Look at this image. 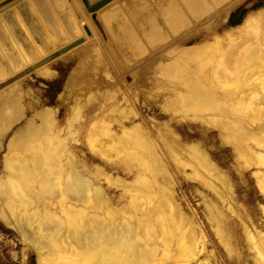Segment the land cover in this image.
I'll return each mask as SVG.
<instances>
[{"label":"rangeland","instance_id":"obj_1","mask_svg":"<svg viewBox=\"0 0 264 264\" xmlns=\"http://www.w3.org/2000/svg\"><path fill=\"white\" fill-rule=\"evenodd\" d=\"M12 1L0 7V17L3 16L2 18L9 25V20L13 16L14 9L18 10L22 21L28 26L32 37L29 36L30 39H25L26 34L21 26V22L13 25V35L18 40L22 41L24 39L22 46L24 52L27 54V58L25 53L24 56L27 60L30 57L29 60H32V62L23 65L22 60L24 59H20L23 54H20L19 49H16L17 46H12L15 44L13 41L9 42L5 34L0 33V42L5 56V58L1 59L3 61L1 63L2 66L0 65V102L3 103L6 99L10 100V106L6 108L8 111L5 110L6 113L10 112L11 107H15V109L19 108L22 113L20 117L14 115L13 122L8 124L6 129L0 125V186L7 187L9 181H15L11 176L17 174V172L14 174L10 172V169H12L11 165L14 163L13 160L16 166L20 157H24L25 159L27 157L25 150H20L19 148L22 147L20 144L23 141V143L27 141L24 134H26V129L29 126L41 125L44 119L51 117V120L54 122L53 127L55 126L59 130L65 127L70 114L74 115L73 111L80 105V97L82 96L76 84L79 82L80 86L86 82V78L90 75L88 69L90 64L87 66V59L93 50H98L103 60L108 64V72H110L111 77L116 79L114 80L116 81V87L112 84V89L115 91L122 90V94L119 91L120 94L117 101L114 100L115 102H121L120 108L117 106L116 112L113 111L115 106L113 107L112 105L108 108L109 110L111 109L109 120L112 124L110 128L118 136L122 135L123 130H127L130 133L134 129L139 130L138 133L148 141V146L152 147L149 148L150 151H148V148L141 150L142 154L147 151V157L145 153V156L140 153L138 144L134 148H132L133 145L128 147L127 144L126 148V145L123 143L122 147H120L122 154L119 153V156L107 154L105 158H102L101 154L90 149L89 143L91 137L90 135L88 136L87 130L86 132L81 131L78 133L74 144H72L73 149L70 150L72 152H70L71 155L73 154L71 157H73V162L78 164L77 168H80L79 170L82 171L83 168L87 169L88 172H82L86 176H88L87 173L90 175L89 177L97 173L95 184L92 186L90 194L93 192V189L96 190L99 187L97 191L101 190L100 192L104 198L101 201L102 203L97 205V208H94L92 203L89 202L88 204L84 202L83 205L76 203L77 205H74L76 208L72 214H77L82 219L78 220L77 218L76 220L82 222L91 216L90 220L94 227L100 226L102 220L105 228L110 227V230H107L101 224L105 232L107 231L105 234L108 235L110 233L109 237H102L104 233L96 234L98 238L94 246L98 248L94 247V252L97 255L100 251L99 255L92 254L95 256L93 259L89 254L90 261H88V257V259L85 257L87 261L85 260L84 263L81 261L80 264H86L87 262V264H120V262L122 264H264V189H260V187L264 188V87H262L264 86V66H262L264 65V55H258L256 58H249L248 60L245 56L246 54L248 56L249 51L244 50L242 51V53H245L243 58L239 57L240 60L237 59L235 62L221 63L219 65L221 70L218 65L216 66L215 62L213 66L211 65L213 69L210 67V70H208L210 65L205 64L206 62L203 64V61H201L202 64L200 63L202 67L206 65L203 69L200 65L198 68V65H195L194 62L190 66L188 65L191 72L187 68H185L187 71L176 69L177 72L171 69L170 77L174 78V80L171 79L174 82L171 88H174L175 91H172V89L165 90L161 86L162 83L159 86L158 84L153 85L152 81L146 82L143 80V76L145 77L149 74L146 75L148 69V72H150V69L152 71L157 70V66L160 64L163 67L165 66L166 59L168 58L166 54L158 56L162 48L168 46L173 51H180L198 45L213 46V43L210 42L212 34H220L224 30L239 26L247 15L255 16L259 11L264 10V0H138L137 9L143 8L147 12L149 20L151 19L153 23L160 26L159 29L164 35H167V40L151 48V45L145 42L147 38L146 33L138 32L137 30L139 26V31L140 29L143 31L140 26L141 22L137 21L135 23L133 18L136 17L130 16L129 21L132 20L134 25L131 26L133 35H130L134 46L137 44V49L147 51L148 53L142 54L143 57L139 55L138 59L133 60V63L132 61L125 62L120 68L104 43L109 36L108 31L104 30V24H101L103 23L101 21L104 16L102 19L97 16V19H100L98 21H100L101 29L97 21L93 23L92 18L95 15L91 16L85 10L80 0H64L66 4L72 6L73 10H69L66 7L60 11L62 6L61 8H57L56 5L52 12L46 10V14L41 12L40 7L44 0H32L34 3H40L37 14L30 13L25 6V0ZM89 2H92V0ZM116 2L112 8L122 7V12L125 14V5H130L131 0H116ZM235 10L236 12L230 16ZM44 18L48 22L45 25L46 27L42 25ZM105 19L108 20V17ZM82 20L89 24L92 29L87 24L83 25L82 33L78 34L74 27L82 22ZM234 20H238V23L230 25L229 21ZM119 22L115 24L116 28L112 25L110 26L109 23L107 25L110 31L111 27H114L111 33L113 36L116 34L115 39L118 42H120L122 37H125L121 34ZM263 25L260 27L261 31L262 27H264ZM251 27L252 25L247 28V31L250 32L249 35L252 34V31L253 33L255 32V29ZM255 28L257 29V27ZM100 31L101 33L99 34ZM135 31L138 32L137 35H135ZM102 32L104 33L102 34ZM79 38L81 39L80 42L77 44L72 43L70 47L65 48L66 45L68 46L69 43ZM173 40H175L174 44L176 41L177 44L171 46ZM33 41L35 42L33 43ZM245 41L250 43L251 39L249 38ZM221 44L223 48L227 47L225 43ZM243 44L244 46L247 45V43ZM40 48H42L41 52L38 50ZM61 49L64 50L49 57ZM18 52L21 56H18ZM46 57L49 58L42 62L41 60ZM244 59H247L249 62L246 63L247 60ZM10 60L15 61L16 64L19 60L18 65L20 64L21 67L15 65L14 62L11 63ZM6 62H10L11 64ZM236 63L240 68L237 66L238 69L232 68ZM248 66L249 69L258 67L261 73H255L257 72V68L254 72H250V70L248 72L245 69L247 71L246 75L243 67H247L248 69ZM222 67L224 69L229 68L230 70H227L231 71V74L233 73L230 78H236L237 75L240 77H237L236 80L235 78L233 80H229L228 77L225 78L228 75L224 74V71L222 72L224 70ZM217 69L222 72V76L219 71H216ZM198 70H200V73H197ZM236 72L237 74H235ZM238 72L241 73L238 74ZM192 73L194 74L192 75ZM257 74H259V77H255ZM213 75L214 77L220 75L221 78H217L219 79L217 81L213 78ZM242 75L244 76L241 77ZM252 75L253 77H251ZM212 78L215 80V83H219L217 85L214 84V81L211 80ZM193 80L196 82L200 81L198 83L206 89L207 87L213 88L216 86L217 89L216 87L213 88L214 90L212 89L210 97L212 95V98L217 101H215V105L217 103L218 105L219 103L223 105L215 106L214 104H209L208 107L211 105L209 108L204 104L195 105L196 107L192 106V104L186 106V103H183L186 94H193L195 92V96L200 94L198 88H193L194 92L191 86H189L190 84L188 83ZM175 82L179 84V87L175 85ZM206 85L207 87H205ZM187 86L188 88H186ZM182 93L185 94L184 97H181ZM238 93L240 95H237ZM187 97L190 98L192 96L187 95L186 101ZM182 98L183 100H181ZM173 100H176L177 103L179 102V106H176L177 103H174L175 108L170 107ZM112 101L110 102L112 103ZM180 101H183L181 103L185 106H182ZM181 107L184 111L181 110ZM232 111H238L242 117L237 115V112L236 114L232 113ZM245 114H247V117H245ZM234 119H237V122ZM238 120H240L239 123ZM232 122L235 123L233 124ZM229 125L231 126L229 127ZM246 126H248L247 129ZM17 132L20 133L17 134ZM237 133L239 134L237 135ZM20 134L24 135V138L20 137ZM96 136L98 141L103 142V137L97 130L93 132L94 139L92 138L91 141L95 140ZM12 138V144H14L13 141L20 143H18L19 145L17 144L20 147L15 150L11 149L13 148L11 145ZM15 138L16 140H14ZM127 141H130V139H127ZM98 145L97 142L93 143L92 149H98ZM259 145L260 147H258ZM132 149H137V152H129ZM17 150L20 151L18 152L19 154ZM14 151L15 158H13ZM21 152L23 155L19 156ZM133 152L139 154H133ZM115 156L116 158H114ZM123 156H127V159ZM51 157L53 158V156ZM110 157L113 162H111ZM151 157L153 160H151ZM125 160L127 161L124 163L123 161ZM129 160H132V162ZM128 163H135V166L131 168L128 166L130 165ZM6 167H10L8 168L9 170ZM18 172L21 175V171L18 170ZM151 175H153L154 181L153 179L149 180L151 179ZM146 179H148L149 183L145 184ZM142 182H144V186ZM34 187L39 188L38 186ZM1 193L0 198L6 195L4 192L3 194ZM135 195L138 197H135ZM168 199L171 203V208H173L172 210L167 205L165 206V200ZM105 202L106 205L109 202L104 209L107 213L99 206ZM15 208L17 209V207ZM155 209L156 211H154ZM163 209L164 211H162ZM84 213L89 216L87 215V217ZM116 214L118 215L117 217L114 216ZM170 216L172 219H170ZM84 217L87 218L84 219ZM130 227H133V231ZM176 227L180 230L178 231ZM129 228L130 230H127ZM17 229L13 222L6 223L0 218V264H38L40 262V264H45L41 260V249L35 247V245L37 246V242H40L38 240L40 236L39 239L42 238L41 241L46 245L48 244L46 246L48 248L49 239L43 232H39V230H36L37 238L36 236L34 238L32 236L27 237L26 235L24 239L22 237L24 233ZM116 229L117 233H112ZM26 230L28 229L26 228ZM19 231L22 233H19ZM129 231L131 235H128ZM179 232L182 233L180 234ZM112 235L116 238L112 237ZM127 235L128 237H126ZM119 237L120 241H118ZM32 238L33 240L31 241ZM43 238L47 239V242ZM109 238L112 241H109ZM177 243L181 245H177ZM118 246L121 248V253L123 254L119 258L114 255V248ZM162 246H165L164 249ZM185 246L189 247L185 248ZM81 247L84 246H78L77 249H82V252H86ZM100 247L105 248L103 250ZM36 250L38 251L36 252ZM79 250L78 253L81 254ZM97 250L98 253L96 252ZM77 254L75 255L76 258L79 257V254ZM113 256L116 260L114 258L112 260ZM100 258L102 259L101 263H99ZM117 258L122 259L120 261Z\"/></svg>","mask_w":264,"mask_h":264},{"label":"bare ground","instance_id":"obj_2","mask_svg":"<svg viewBox=\"0 0 264 264\" xmlns=\"http://www.w3.org/2000/svg\"><path fill=\"white\" fill-rule=\"evenodd\" d=\"M10 1H12V0H2L0 2V7L6 5ZM89 1L90 0H88V2ZM92 1H94V0H92ZM25 2H26L25 3V6L30 11V13L33 12L34 14H37L39 12L38 8H39L40 3H36V2L34 3L32 0H25ZM67 3H68V1H67ZM116 3H117L116 0H111V1L107 2L105 5H103L100 8H98L97 10L91 11V12H88V13H90L91 16H94L95 15L92 18V20H93V23H94V21L95 22L97 21L98 24L100 22L98 20L102 19V17L104 16V18L101 21L103 23H101V24H104V27H105L104 30H107L108 32L107 31L106 32L109 35L108 36L109 39L107 37V39L105 40L104 43H105L106 48L108 49V51L112 55L114 61L117 63V65L120 68V66L122 64H124L125 62L132 61V63H133V60L136 59L139 55H141V57H143L142 54L144 55V53L147 52V51H143V50L140 51L141 49H137L136 48L137 47V44L134 46V43L132 41V37L130 36V35H133L132 32H131V30H132L131 29V26H134V25H133V22H132L131 18H130L131 21H129V17L130 16H133V17L135 16L136 17V18H133V20L135 21V23L137 21L139 23L141 22L140 26H141V28H142L143 31H141V29L139 31V26L137 27V30H138V32H142V33L145 32L146 33L147 38L145 39V42H146V44H150L151 45V48L156 47L157 45H159V43H162L163 41H166L167 40L166 39L167 38V35H164L163 32L160 31V29H159L160 26L158 24L156 25V23H153L151 19L149 20V18H148L149 15H147V12L142 7H141L142 9H140V10L137 9V6L139 4L138 0H131L130 5H127V4L125 5V14H126V16L122 12V9H121L122 7L112 8V7H114L113 4H116ZM56 5H57V8H61V6H62V9H60V11L63 10V8L65 9L66 7L69 10H73L72 9V6L69 5V4H66L64 2V0H44L43 4L40 5L41 12L44 13V14H46V10H49V11L52 12L55 9ZM12 15L13 16L11 17V20H9V22H10L9 25L4 20V18H2L3 16L0 17V33L5 34L6 39L9 42L10 41H13V43H15V44L12 45V46H14V47L17 46L16 49H19L20 54H23L22 57H20V59H22V58L24 59V60H22L23 61V65L25 63H28L29 64V62H32V60H29L30 57H28V60L29 61L26 59L27 58V54L24 52L23 46H22L23 45L22 43H23V40L24 39L21 41V40H18V39H16L14 37V35H13V25L17 24L18 22H21V26H22V28L24 30V33L26 34L25 39L26 38L30 39L29 36H31V33L29 32L28 26L25 25L24 22L22 21V18L20 17L19 12H18L17 9H14ZM97 16L100 17V19L99 18L97 19ZM225 16H226V14H225ZM107 17H108V20L105 19ZM118 22H119V27H120L121 34L123 36H125V37H122V39L120 40V42H118L115 39L116 34L113 36V34L111 33V31H113V29L115 27V24H118ZM46 23H48V22L44 18V21H42V25L45 26ZM108 23H109L110 26L111 25L114 26V27H111V31L107 27ZM74 24H77V23H74ZM86 24L87 23L86 22H83V20H82V22H80L78 25H76V27H74L75 30H76V33H78V34L82 33V31H83V27L82 26L83 25H86ZM263 24H264V10H261L255 16H251V15L245 16L239 26L232 27V28H229L227 30H224L220 34H216V33L212 34L210 36V42L213 43V46H209V45L208 46L207 45L206 46H200V45H198V46H193L191 48H188V49H185V50H180V51H173L168 46H166L165 48H162L161 49V52L160 53H158L159 54L158 56H160L162 54H166V56L168 57L166 59L165 66L163 67L162 64H160L159 66H157V70H153L152 71L150 69V72H148L149 69H148V71H146L147 70L146 69L145 70L147 72L146 75L148 73L149 74H148V76H145V77L143 76V80H145L146 82L147 81H152L153 85H157L158 84L159 86H160V83H162L161 86L165 90H171L172 89V91H175L174 88H171L172 87V84H174V82H172V80H171V79L174 80V78H171L170 77L171 76V69H174V72L176 71V69L179 70V71L181 69H183L182 71H187L185 68H187L190 71V69L188 67L190 66V64L192 62H194L195 65H198L197 67L199 68V65L202 67V65H201L202 62L201 61H203V64H204V62H206L205 64H209L210 65V66L207 65V66H209V69L208 70H210V67H211V65L213 66V63L214 62L216 63V66L217 65L219 66L223 62H226L227 63V62H232V61L235 62V61H237V59L240 60L239 57H242L243 58V56L245 55L244 52L242 53V51H244V50L249 51L248 52V56H247V54L245 56L246 58H248V60H249V58L250 59L251 58L254 59L258 55H261L262 56V55H264V27H262L263 28L262 31H261V28L260 27ZM250 25H252L253 29H255V32L254 33L252 31V34L253 35L252 34L249 35L250 32L247 31V28L250 27ZM87 26L89 28H91V26L89 24H87ZM99 26H100V24H99ZM254 26L257 27V29ZM123 27H125V28H123ZM99 28L102 29L101 26ZM106 32H105V34H106ZM138 32L135 31V35H137ZM100 33H101V31L99 32V34ZM103 33L104 32H102V34ZM144 37H146V36H144ZM184 37H186V36H184ZM249 38L251 39V42L250 43H248L247 41H245V40H247ZM32 40H31V42H32ZM34 42L35 41H33V43ZM174 42H175V40H173V44L171 46H174L175 44H177V41H176L175 44H174ZM221 43H225L227 45V47L223 48ZM243 43H247V45L244 46ZM36 44H37V42H36ZM2 48L3 47L1 46V42H0V50H1L0 51V54H1V57H0V65L3 62L1 59L2 58H5L4 53L2 51ZM140 48H141V45H140ZM41 49L42 48H40L38 50L40 51ZM39 51H36V52H39ZM24 53L26 55V58L24 56ZM18 54H19V52H18ZM20 54L18 56H21ZM3 60H5V59H3ZM14 60H15V58H14ZM19 60L18 61L16 60L17 61V64L15 63V61H12V60H10V62L11 63L14 62L15 65H18ZM244 60H247V59H244ZM248 60L246 61V63L249 62ZM198 61H200V62H198ZM10 62H6V63H10ZM87 62H88L87 63V66H88V64H90V67L88 68L89 71H90V75H89L88 78H86V82L85 83L81 84L80 86H79V82H77V84H76L77 87L79 88V92L82 94V96L80 97V102H79L80 105L78 106V108L74 109V111H73L74 112V115L73 114H70V118H69L68 122L66 123L65 127H63L62 129H59V130L55 126L53 127L54 122L51 120V117L48 118V119L47 118L44 119V121L42 122L41 125H32V126H29L26 129V134H24L25 135V138L27 139V141H25L26 143H23L24 141L22 140L23 141L22 144L23 145L26 144L24 147H23L22 144H20L17 141H15V142L13 141L14 144H12V140H13V138H12L11 139V145L13 146V148H11V149L12 150L13 149L15 150V149L19 148L20 146H22L19 149L20 150H25V152H26L25 154L27 156V157L26 156L25 157H26L27 160L24 157L23 158L20 157L19 162L17 160L18 164H16V166L14 164L15 161L13 160L14 163H12V165L10 164L12 166V169H10L11 170L10 172H12L13 174L17 172V174H14V175L11 176L12 179L15 180V181L14 182H10L8 180L9 183L7 184V187H5L3 185L0 186V193L2 192L1 194H3V192H4L6 194L2 198H0L1 199V203H0V205H1L0 206V218L3 221H5L6 223L13 222L14 223V226L17 227L19 230H21L24 233V236L21 235L23 238L26 235H27V237L28 236H32V237L36 236L38 230H39V232H43L45 234V236L49 239V241H48L49 242V247L47 248L46 246L48 244L46 245L43 241H41L42 238L39 239L40 236L38 237V240H40V242L38 241L37 242L38 245L37 246L35 245V247H39V249H41V254H42L41 260L45 264H76V263L77 264L78 263L80 264L81 261H82V263H84V261L90 257L89 254L92 256V258L93 257L95 258V256L92 255V254H95L96 255V253L94 252L95 251V248L97 247V246L96 247L94 246V243L97 241V238H98L96 236V234L104 233V235L102 237H106V238L110 236V233L108 234L109 236L107 234H105V233H107V231L105 232V229L110 230V227L105 228V225L103 223V220L101 221V223L99 221L100 226H95L94 227L92 221L90 220L91 216H89L88 214L87 215L90 218H87L88 216L84 213L87 216V217H84V219L87 218L84 222L78 221V220H81L82 218H79L77 214L76 215H73L72 214V212L76 208V206L74 207V205H77L76 203H80V205H83L84 202L86 204H88V202H89V203H92V205H93L94 208H97L98 207L97 205L99 203H102L101 201L104 198L103 194L100 192L101 190L100 191H97L99 187L96 188V190L93 189V192L91 191L93 194L92 193H91L92 195L90 194V190H92V186L95 184L94 182L96 180L97 173L96 174H92L91 177H89L90 175L87 173L88 176H86V174H83L82 172H85V173L88 172L87 169H84L83 168V170L81 171V170H79L80 168L79 169L77 168V165L78 164H76V163L73 162V157H71L73 154L71 155L72 152L70 150L73 149L72 148L73 147L72 144H74V140L77 137L78 133H80L81 131L82 132H86V130H87L88 136L90 135L91 139L92 138L94 139L93 132L96 131V130L99 132V134L103 137V142L102 141L101 142L98 141L96 139L97 138V136H96L95 137V140L91 141V139H90L89 147L94 152H96L98 154H101L102 155V158L103 157L105 158V156L107 154L108 155L109 154L118 155L119 153L122 154V152L120 151L122 149L120 147H122V144L123 143L126 145L125 146L126 148H127V144H128V147L133 145L132 148H134L138 144V149L140 150V153H141V150H143L145 148H148V151H150L149 148L152 147V146H148V144H147L148 141L145 140V138L142 137L138 133L139 130H136V129L133 128L134 131L131 132V133L128 132L127 130L126 131L123 130V132L121 131L122 132V135L121 136H118L116 132H113L112 131V129L110 128L112 122L109 120V117H110V114H111V112H110L111 109L109 110L108 108L110 106H112V105H113V107L115 106V108L113 110L115 112L117 111L116 109H118L117 106L120 108V106H121L120 103L121 102L119 103V102H115V101H117L118 95L121 93L122 90L120 91V89H119V90H116L115 91V90L112 89L113 87L111 85L112 84L115 85V82L116 81H114V80H116V79L114 77H111L110 72H108V69H109L108 64L103 60V57L101 56V54L99 53L98 50H93L90 53L89 58L87 59ZM237 63L234 66H232V64H231L232 68L235 67V69H236L238 67V64ZM3 65H4V63H3ZM21 65H22V63H21ZM241 65H243V63H241ZM1 66H0V68H1ZM18 66H20V64ZM18 66H17V68H19ZM262 66H264V65H262ZM204 67H202V69ZM224 67H226V66H224ZM224 67H222V68L224 69ZM260 67H261V65H260ZM214 68H215V66H214ZM232 68H231V70H232ZM238 68H240V67H238ZM243 68H244V70L246 69L248 72H249V70H250V72H254V70L257 68L256 69L257 72H255V73L260 72V70L258 69V67H254V68L249 69V66H248V69H247V67H243ZM14 69H15V67H14ZM211 69H213V67H211ZM227 69H229V68H227ZM227 69L222 70V72L224 71L223 72L224 74H227L228 75V76H225V78L228 77L229 80L230 79L233 80L235 77L230 78L233 73L231 74V71H229L230 69L229 70H227ZM200 70H198L197 73H200ZM220 70H221V67H220ZM216 71L218 72L219 70L217 69ZM245 71H243V73H245ZM247 71H246V75H247ZM190 72H189V74H191ZM212 72H214V71H212ZM222 72L219 71L220 75L222 74ZM156 73H157V75H156ZM228 73H230L231 75L228 74ZM240 73L241 72H238V74H240ZM44 74H46V73H44ZM193 74L194 73H192V75ZM235 74H237V72ZM259 74H257L255 77H259L258 76ZM48 75H49V73H48ZM168 75H169V77H168ZM199 75H201V74H199ZM217 76L214 77V75H213V78H215L218 81L221 78L222 75L220 77L219 76L217 77ZM243 76L244 75H242L241 77H243ZM160 77H162V78H160ZM237 77H240V76L237 75ZM251 77H253V75ZM213 78L211 80L214 81V84L217 85L219 82L218 83H215V80ZM217 78H219V79H217ZM236 78H235V80H236ZM244 78H246V77H244ZM241 79H243V78H241ZM253 79H255V78H253ZM196 80H197V78H196ZM198 82H200V81H198ZM198 82H196V81L193 80L192 82H189L188 84H190L189 86H191L192 90H194L195 88L196 89L198 88L200 94L199 95L197 94L198 96L197 95L195 96V93L196 92L194 90L195 93H193V94L192 93L191 94L190 93L189 94H186V96L187 95L192 96L190 98L187 97V101H186L185 100L186 96L184 97L185 94H183L184 91L181 90L183 93H182V96L181 95H179V96L184 97V102L183 101H180V103L181 102H183L184 104L186 103L185 104L186 106L189 105V104H192V106L194 105V107H196L195 105H198V104H204V105H207V107H208L209 104H211V105L214 104L215 105V101L216 100H214L212 98V95L210 97V93L212 94V89L215 88L216 86L215 87L212 86L213 88L210 87L211 88L210 89L206 85L205 86V87H207V89H206V88H203L204 86L202 87V85L199 84ZM220 82H221V80H220ZM175 85L178 86L179 84H176V82H175ZM82 86H84V87H82ZM115 87H116V85H115ZM184 87H185V85H184ZM262 87H264V86H262ZM186 88H188V86ZM216 89H217V87H216ZM187 90H189V89H187ZM119 91H120V93H119ZM177 91H179V90H177ZM181 91H180V93H181ZM190 91H191V89H190ZM197 92H198V90H197ZM241 92H242V90H241ZM262 92H261V94H263ZM223 93H225V92H223ZM247 93H249V92H247ZM237 95H240V94L238 93ZM225 97L227 98V96H225ZM237 98H239V97L237 96ZM248 98H250V97H248ZM178 99H179V97H178ZM77 100H75V101L77 102ZM111 100H113V101L115 100V101L114 102L112 101V103H111L110 102ZM181 100H183V98ZM174 103H177L176 100H173L172 101L170 107H174V105H175ZM183 103H181L182 106H185V105H183ZM178 104H179V102L177 103L176 106H179ZM181 104H180V106H181ZM219 105H223V104L219 103ZM219 105L217 103V105H215V106H219ZM9 106H10V100H7L6 99V100L3 101V103L0 102V125L2 127H4L5 129L7 128V125L8 124H11V122H13L12 120H13L14 115H17V116L20 117L21 114H22L21 111L19 110V108L15 109V107H11L10 112H9L10 115H9L8 112H7L8 113L7 114L6 111H8V110H6V108H9ZM224 106H225V103H224ZM221 107H223V106H221ZM202 109H203V107H202ZM213 109H214V107H213ZM216 109H218V108H216ZM231 109H233V108H231ZM181 110H182V107H181ZM182 111H184V110H182ZM222 111H224V110H222ZM236 112L238 113V111H236ZM236 112H233L232 111V113H236ZM237 115H240L242 117V115L239 114V113ZM245 115H246L245 117H247V114H245ZM250 116H248V117H250ZM233 117H235V116H233ZM241 117H239V119H241ZM90 120H91V123H90ZM106 120H108V121L106 122ZM230 120H232V119H230ZM234 120H235V122H237V119H234ZM239 121L240 120H238V123H239ZM235 122H232V123L234 124ZM251 122H252V120H251ZM5 125H6V127H5ZM230 126L231 125H229V127ZM235 127H237V126H235ZM247 127L248 126H246V129H247ZM3 129H2V131H3ZM242 131H244V130H242ZM18 133H20V132H17V134ZM238 134L239 133H237V135ZM24 135L22 136L20 134V137L22 136L24 138ZM16 138H18V137H16ZM16 138L14 140H16ZM19 139L21 140V138H19ZM86 139H87V135H86ZM127 139H130V141H127ZM243 139H244V137H243ZM95 142H97L99 144L98 145L99 148L97 147L98 149H96V148L92 149L93 148L92 145ZM165 142H167V141H165ZM18 143L20 144V146H18L19 145ZM257 143L259 144V142H257ZM260 144H261V142H260ZM261 145L263 146V144H261ZM258 147H260V145ZM9 150H10V148H9ZM132 151H136L137 152V149L136 150H133L132 149L129 152H132ZM18 152H20V151L17 150V153ZM136 152H133V154L134 153L135 154H139V153H136ZM146 152H144L145 155H146ZM13 153H14V155L12 154L13 155V158H15L16 157L15 156V151ZM96 153H94V154H96ZM144 153L143 154L141 153V154L143 156H145ZM180 153H182V152H180ZM150 154H153L154 155L155 153H150ZM21 155H23L22 152H21V154L19 156H21ZM50 155L53 156V158ZM101 155H99V156H101ZM123 157H125L127 159V156H123ZM136 157H137V155H136ZM107 158H108V156H107ZM114 158H116V156ZM134 159H136V158H134ZM110 160H111V157H110ZM149 160L150 159L148 158V161ZM151 160H153V158ZM126 161L127 160H125L123 162L125 163ZM129 161L132 162V160H129ZM52 162H53V164H51ZM111 162H113V161L111 160ZM141 163H142V161H141ZM128 164H130V163H128ZM153 164H155V163H153ZM144 165H146V164H144ZM122 166H124V165H122ZM128 166H130L131 168H133L135 166V163H131ZM147 166H149V165H147ZM79 167H81V166H79ZM152 167H153V165H152ZM8 168H10V167H8ZM31 169H33V171H31ZM135 169H133V170H135ZM18 170L21 171V175L19 174L20 172H18ZM131 171H132V169H131ZM32 172L35 175H33ZM147 175H148V173H147ZM150 177H151V179H149V180L151 181L153 179V181H154L153 175H151ZM141 181H142V179H141ZM153 181H152V183H154ZM142 183H143V186H144V182H142ZM146 183H149L148 179H146L145 184ZM5 185H6V182H5ZM134 185H136V184L134 183ZM34 186H38L39 188H36ZM260 189H264V188L263 187H260ZM153 191H155V190H153ZM139 193H141V192H139ZM135 197H138V196L135 195ZM149 198H150V196H149ZM137 200H138V198H137ZM163 200H164V198H163ZM133 202H135V201H133ZM108 204H109V202H108ZM170 204L171 203H170L169 199L168 200H165V206L167 205V207H169L172 210L173 208H171L172 206ZM107 205H106V202H105V203H103V205L100 204L99 206H101L100 208H102L104 210ZM52 206H53V208H52ZM15 207H17V209ZM87 207H90V206H87ZM163 208L166 209V207H164V206H163ZM169 208H167V209H169ZM78 209H80V208H78ZM164 209L162 211H164ZM81 210H83V209H81ZM81 210H77V211H81ZM95 210H97V209H95ZM149 210H150V208H149ZM147 211H148V209H147ZM154 211H156V209ZM162 211H161V213H162ZM168 212H170V211H168ZM105 213H107V212L105 211ZM117 214L114 215V216L117 217L119 215V214L118 215ZM163 214L165 215V213H163ZM81 215H83V214H81ZM105 215H107V214H105ZM171 216H170V219H172ZM77 218H78V220H76ZM104 218L106 220V217L105 216H104ZM121 218H119V219H121ZM99 219H100V217H99ZM114 219H115V217H114ZM152 221H154V220H152ZM101 224H102V226L104 225V228L105 229H103L101 227ZM179 224H181V223H179ZM26 228L28 230H26ZM130 228L132 230L133 227H130ZM130 228L127 229V230H130ZM176 229H178V228L176 227ZM179 230L180 229H178V231ZM21 231H19V233ZM122 231H124V230L122 229ZM112 233H117V229L114 230ZM123 233H125V232H123ZM129 234L131 235L130 231H129L128 235ZM128 235L126 237H128ZM113 236L114 235H112V237ZM41 237H43V236H41ZM99 237L101 238V236H99ZM36 238H37V236H36ZM111 238H109V241L110 240L112 241ZM122 238H123V234H122ZM32 240H33V238L31 239V241ZM43 240H46L45 242H47V239H44L43 238ZM113 240H114V238H113ZM118 241H120V237L118 238ZM183 241H184V239H183ZM102 244H104V243L102 242ZM113 244H116V243H113ZM178 244H180V243H177V245ZM181 244H182V242H181ZM78 246H84V247H81V248H83L86 252H84V251L82 252L81 251L82 249H80V250L77 249ZM162 247L164 249L165 246H162ZM186 247H189V246H185V248ZM91 248L93 249L92 251H91ZM102 248L104 250L105 247H102ZM123 248H125V247H123ZM36 249H38V248H36ZM181 249H183V248H181ZM78 250L81 251V254L78 253ZM114 250H115L114 251V255L115 256H118V258H119V256L122 257L123 254L121 253V248L119 246L118 247H115ZM37 251L38 250H36V252ZM96 252L98 253V250ZM77 253L79 254V257L76 258L75 255ZM85 253H87L88 255L85 254ZM99 253H100V251H99ZM99 253L96 256H98ZM85 257H86V259H85ZM103 257H102V259H103ZM184 257H188V256H184ZM92 258H91V260H92ZM113 258L115 259L114 256L112 257V260H113ZM118 258H117V260H120L121 261L122 258L121 259H118ZM52 259H57V260H52ZM102 259L101 258H100V260L98 259L99 260V263H101L100 261H102ZM146 259H147V257H146ZM183 260H184V258H183ZM88 261H90V258L88 259ZM149 261H150V259H149ZM40 263H38V264H40ZM120 264H122V263L120 262Z\"/></svg>","mask_w":264,"mask_h":264},{"label":"water","instance_id":"obj_3","mask_svg":"<svg viewBox=\"0 0 264 264\" xmlns=\"http://www.w3.org/2000/svg\"><path fill=\"white\" fill-rule=\"evenodd\" d=\"M109 1H111V0H94V1H92V2H88V0H80V2L82 3V5L84 6V8H85V10H86L87 12L95 11V10H97L98 8H100L101 6L105 5V4H106L107 2H109ZM80 41H81V39L79 38V39H77L76 41L69 43L68 46L66 45L65 48L70 47V46L72 45V43H73V44H77V43L80 42ZM65 48H64V49H65ZM64 49H61V50H59V51L54 52V53L51 54L49 57H52V56H54V55L60 53V52L63 51ZM49 57H46V58H44V59L41 60V61L43 62V61H45L46 59H48Z\"/></svg>","mask_w":264,"mask_h":264},{"label":"trees","instance_id":"obj_4","mask_svg":"<svg viewBox=\"0 0 264 264\" xmlns=\"http://www.w3.org/2000/svg\"><path fill=\"white\" fill-rule=\"evenodd\" d=\"M234 12H236V10L233 11V12L230 14V16H232V15L234 14ZM238 15H239V14H238ZM237 23H238V20L229 21V24H230V25H235V24H237Z\"/></svg>","mask_w":264,"mask_h":264}]
</instances>
